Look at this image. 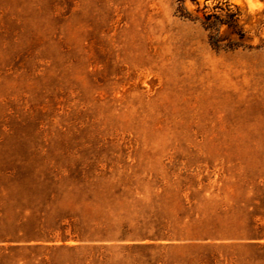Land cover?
Returning <instances> with one entry per match:
<instances>
[{
	"label": "rangeland",
	"instance_id": "obj_1",
	"mask_svg": "<svg viewBox=\"0 0 264 264\" xmlns=\"http://www.w3.org/2000/svg\"><path fill=\"white\" fill-rule=\"evenodd\" d=\"M182 4L0 0V264H264V0Z\"/></svg>",
	"mask_w": 264,
	"mask_h": 264
},
{
	"label": "trees",
	"instance_id": "obj_2",
	"mask_svg": "<svg viewBox=\"0 0 264 264\" xmlns=\"http://www.w3.org/2000/svg\"><path fill=\"white\" fill-rule=\"evenodd\" d=\"M184 0H178L180 5L177 11L180 16L189 19L187 11L182 6ZM195 2V0H192ZM217 8L223 13L208 12L204 11L202 13V27L210 32L209 33V45L215 50L232 51L239 47H244L246 44V34L243 32L239 23V12L232 11L229 5L226 7L217 6ZM228 36H233L234 39H230ZM68 236H63V240H67ZM24 245H16L9 248L10 251H39L43 249H48L47 246L41 244H30L31 241L36 242L33 236H24ZM18 244H22L17 242ZM241 249L254 250L256 252L264 251V243L247 242L239 245Z\"/></svg>",
	"mask_w": 264,
	"mask_h": 264
}]
</instances>
